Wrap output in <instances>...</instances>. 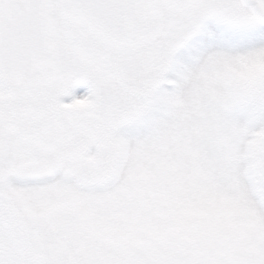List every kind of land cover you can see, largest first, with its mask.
<instances>
[{
  "label": "snow or ice",
  "instance_id": "6c2138e0",
  "mask_svg": "<svg viewBox=\"0 0 264 264\" xmlns=\"http://www.w3.org/2000/svg\"><path fill=\"white\" fill-rule=\"evenodd\" d=\"M0 264H264V0H0Z\"/></svg>",
  "mask_w": 264,
  "mask_h": 264
},
{
  "label": "rangeland",
  "instance_id": "374dc122",
  "mask_svg": "<svg viewBox=\"0 0 264 264\" xmlns=\"http://www.w3.org/2000/svg\"><path fill=\"white\" fill-rule=\"evenodd\" d=\"M82 92V89H78V94H80Z\"/></svg>",
  "mask_w": 264,
  "mask_h": 264
}]
</instances>
